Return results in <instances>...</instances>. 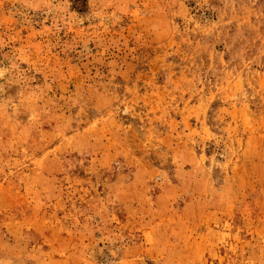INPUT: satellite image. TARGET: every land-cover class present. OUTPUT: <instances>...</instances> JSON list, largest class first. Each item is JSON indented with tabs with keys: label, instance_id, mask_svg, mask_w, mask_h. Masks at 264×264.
Segmentation results:
<instances>
[{
	"label": "rangeland",
	"instance_id": "374dc122",
	"mask_svg": "<svg viewBox=\"0 0 264 264\" xmlns=\"http://www.w3.org/2000/svg\"><path fill=\"white\" fill-rule=\"evenodd\" d=\"M0 264H264V0H0Z\"/></svg>",
	"mask_w": 264,
	"mask_h": 264
}]
</instances>
